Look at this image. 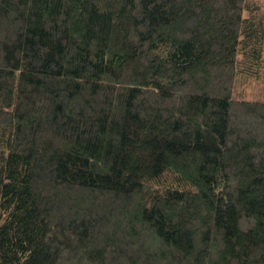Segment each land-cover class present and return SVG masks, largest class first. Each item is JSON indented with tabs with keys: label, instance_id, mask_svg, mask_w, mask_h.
<instances>
[{
	"label": "trees",
	"instance_id": "trees-1",
	"mask_svg": "<svg viewBox=\"0 0 264 264\" xmlns=\"http://www.w3.org/2000/svg\"><path fill=\"white\" fill-rule=\"evenodd\" d=\"M257 0H0V264H264Z\"/></svg>",
	"mask_w": 264,
	"mask_h": 264
},
{
	"label": "rangeland",
	"instance_id": "rangeland-1",
	"mask_svg": "<svg viewBox=\"0 0 264 264\" xmlns=\"http://www.w3.org/2000/svg\"><path fill=\"white\" fill-rule=\"evenodd\" d=\"M257 1H259L264 8V0ZM232 93L234 98L237 99L264 102V73L260 80L253 78V76H242L237 78L232 87Z\"/></svg>",
	"mask_w": 264,
	"mask_h": 264
}]
</instances>
